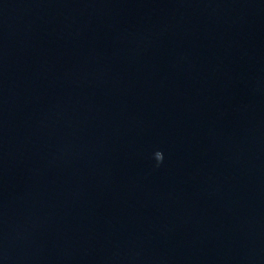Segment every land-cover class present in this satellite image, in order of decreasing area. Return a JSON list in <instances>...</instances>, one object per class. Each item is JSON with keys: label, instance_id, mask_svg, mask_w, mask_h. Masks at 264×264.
<instances>
[{"label": "clouds", "instance_id": "clouds-1", "mask_svg": "<svg viewBox=\"0 0 264 264\" xmlns=\"http://www.w3.org/2000/svg\"><path fill=\"white\" fill-rule=\"evenodd\" d=\"M154 158L157 161V166H158L163 161V153L161 151H159V150L156 151L154 153Z\"/></svg>", "mask_w": 264, "mask_h": 264}]
</instances>
